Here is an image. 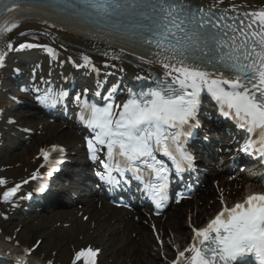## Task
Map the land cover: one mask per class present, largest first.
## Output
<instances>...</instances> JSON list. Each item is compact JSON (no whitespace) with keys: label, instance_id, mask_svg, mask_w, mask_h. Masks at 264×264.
I'll list each match as a JSON object with an SVG mask.
<instances>
[{"label":"snow or ice","instance_id":"1","mask_svg":"<svg viewBox=\"0 0 264 264\" xmlns=\"http://www.w3.org/2000/svg\"><path fill=\"white\" fill-rule=\"evenodd\" d=\"M86 2L97 7L96 0ZM0 4L8 7L3 0H0ZM182 4L183 0H179V3L176 0H158L148 5L144 0H130L127 4L132 9L147 6L153 13H162L161 20H167V23L159 25L160 39L156 40V44L163 52H171L170 56H166L170 63L164 66H171L172 72L177 73L174 83H178L181 90L165 86L160 90L141 93L139 98L133 94V98L115 116L111 104L104 108L91 106L88 122L100 129L96 142L107 147L108 158L114 163L117 156L133 163L142 157L155 160L153 149L161 145L167 155L176 159L168 141L171 139L176 144L179 140L183 133L182 126L194 116L203 86L221 103L222 110L237 118L242 128L257 137L256 143L261 145L259 150L264 154V12L245 14L244 19L237 17L238 24L233 27L227 22L221 25L224 17H220L216 23L198 19L199 12H186ZM124 6V0H101L100 3L105 10H112L110 14H116ZM253 24H256L255 28ZM208 25L219 31H203ZM17 26L13 24L6 31L11 32ZM220 31L224 36H228L229 31L233 34L224 40ZM162 42H166L167 46ZM145 43L152 44L153 39L145 37ZM48 51L55 54L54 49L49 48ZM5 55L0 53V67L4 66ZM84 59L88 61V57ZM87 103L85 100L86 106ZM169 128H179L180 131L169 133ZM256 143L249 142L244 150L255 148ZM90 148L93 154L89 158L97 159L94 154L96 149L91 142ZM175 151L182 161L191 162V157L178 145ZM43 154L45 157L48 155L46 152ZM142 163L147 164L148 161L143 160ZM177 166H180L179 162ZM149 167L156 171L158 177L166 180V176L162 177L161 171L156 170L154 165ZM11 191L14 193L16 189ZM245 203L247 207L237 204L231 209L224 208L206 229L196 231L200 246L194 243L188 249L194 253L190 264H232L233 261L244 264L249 254L257 258L258 264H264V195L250 196ZM213 233L215 235H211ZM179 255L183 258L185 254L181 252ZM87 256L94 257L95 251L84 249L77 253V258Z\"/></svg>","mask_w":264,"mask_h":264},{"label":"bare ground","instance_id":"2","mask_svg":"<svg viewBox=\"0 0 264 264\" xmlns=\"http://www.w3.org/2000/svg\"><path fill=\"white\" fill-rule=\"evenodd\" d=\"M184 1L201 7L211 6L212 9H230L232 7L264 9V0ZM13 24L18 26L11 32H7L6 29ZM0 30H3L0 31V53H6L5 65L0 68V145L12 127L11 114L14 109H17L15 106L16 100L23 97L21 93H17L16 99L10 97L17 90L15 87L16 83L17 86L23 85L20 82L21 75L15 74L14 70L23 67V64H28L33 59L32 56L36 54L31 52L27 55L23 54L15 57L8 55L7 47L12 42L24 40V42L42 43L47 47L46 58L48 63L45 67V72L40 74L41 66L34 71L39 74V78L43 79L44 85L50 89L61 87L65 81L77 78L83 84H88L95 80L101 82L105 80L110 82L109 80H111V86L109 85V91H111L112 87L116 85L114 82L118 81L119 78L127 79V77L136 78L141 76L147 78L143 70H138L123 62L109 58L93 56L84 51H101L109 56L114 55L120 59L130 60L133 63L155 70L173 81L177 75V73L172 72L171 66L165 67L164 62H159L156 58L135 48L134 50H128L118 45L109 36L95 32L67 16L50 13L43 8L33 7L21 12H8L0 19ZM49 48L55 50L56 57L48 51ZM84 57H88L90 63L85 61ZM91 64L98 65L102 71L100 76L94 79H92L93 74L87 71ZM73 66H78L85 73L83 75L77 74L73 70ZM23 70H25V67ZM169 72H172V74L169 75ZM23 100L25 101V99ZM34 104H38L37 101ZM46 129L44 131L46 132L44 139H36L35 144L32 143L34 145L29 148L31 156H25L17 163H8L0 166V181H3V183H0V256L14 264H56L53 260L45 261L42 255L35 254L32 249L26 253L25 250L28 247L14 244V233L5 231L6 221L11 215L18 214L17 211H20V208L15 206L17 204L21 205L24 202V197L29 196L39 178L51 171L52 164L58 157L56 153L59 152L66 154L68 157H73L82 150L84 144L82 136H72L70 129L60 126ZM54 146L55 150H53ZM44 152L48 154L47 157L43 154ZM216 180L217 182L214 184L217 186L210 185L211 187L208 191V194L212 195L213 198L205 194L193 197L186 205L182 204L174 216L160 220L154 219L157 225L155 230L149 229V221L144 215L140 213L131 214L126 210H116L105 199H100L99 204L93 203L92 208L119 225L122 243L132 242L133 246L137 247L134 252L130 251V262L136 260L140 264H163L157 259V261L151 259L150 249L152 245H155L159 249L158 253H160L162 249L161 246L157 245L158 242L166 237H171V240L175 242V249L177 247L180 249L178 252L185 250L187 247L191 248L193 245L190 244V237L182 219L185 218L189 225L199 227L219 207V204L214 199L228 202L232 200L233 196H239V189L250 182V178L245 174H235L233 178L221 176ZM14 188L16 191L13 193L11 190ZM246 192H249V187L246 188ZM67 213H64L63 216ZM86 219H90L92 225L96 224L97 221L99 222L96 214L94 218L86 217ZM97 232L95 235L100 236ZM109 244L111 243L108 239L101 245L106 247ZM171 252L173 253L174 250L172 249V251L167 253L166 259H171ZM192 254V252L187 251L185 254L186 259ZM75 263L89 264L86 258L81 257L76 258Z\"/></svg>","mask_w":264,"mask_h":264},{"label":"rangeland","instance_id":"3","mask_svg":"<svg viewBox=\"0 0 264 264\" xmlns=\"http://www.w3.org/2000/svg\"><path fill=\"white\" fill-rule=\"evenodd\" d=\"M16 95L17 93L13 92L10 97L16 99ZM15 106L17 109H14L11 114V118L18 122L15 126L31 129L37 135V139L43 140L44 131L49 128L47 127V121L41 116H29L28 111L18 107V105ZM72 136H77V134L72 132ZM14 137H16V133L11 128L9 134L2 140L0 145V166L8 163H17L23 157L32 155L29 148L35 143L20 147ZM19 139L26 140V138L22 137ZM85 208L82 214L76 208L73 209V212L56 217H54L55 215H44L39 218H33L22 215V213L14 214L6 221L5 231L14 233L15 244L32 247L35 249V254L42 255L45 261L53 260L56 264H75L74 259L77 251L87 245L103 250L99 264H140L136 260L130 262V251L134 252L137 247L133 246L132 242L122 243L119 225L114 221L112 222L106 215L93 210L91 206ZM95 214L97 215V220H99L96 224L92 225L90 219L85 220L86 216L94 218ZM183 225L186 229L187 223L185 220H183ZM96 232L100 236H96ZM170 238H165L164 244L167 246L164 251L168 252L171 250L170 246L172 245L169 244L170 246H168V243H171ZM108 239L111 244L103 247L101 244ZM150 256L154 261H164L162 260L163 256L162 258L159 256L155 245H152L150 249Z\"/></svg>","mask_w":264,"mask_h":264}]
</instances>
